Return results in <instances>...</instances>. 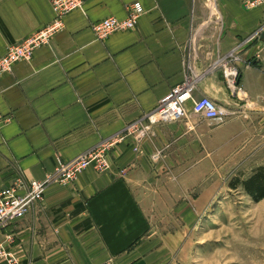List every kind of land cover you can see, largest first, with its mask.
Here are the masks:
<instances>
[{
    "label": "crops",
    "instance_id": "0c3cea01",
    "mask_svg": "<svg viewBox=\"0 0 264 264\" xmlns=\"http://www.w3.org/2000/svg\"><path fill=\"white\" fill-rule=\"evenodd\" d=\"M132 1L83 0L30 61L0 75V189L19 178L45 180L59 161L126 133L183 81L188 64L199 75L195 95L214 99L228 118L211 124L191 113L155 125L146 120L140 125L149 132L139 150L128 134L111 150L110 170L90 167L74 183L48 182L43 201L0 227V244L21 264L174 262L186 249L193 210L180 202L181 226L158 235L156 193L188 191L184 182L205 176L201 167L209 158L220 174L251 175L264 166V36L254 37L264 5L138 0L144 13L135 28L98 38L92 24L125 18ZM53 18L51 0H0V57ZM232 51L242 93L231 89L220 68Z\"/></svg>",
    "mask_w": 264,
    "mask_h": 264
},
{
    "label": "built area",
    "instance_id": "2783aa9c",
    "mask_svg": "<svg viewBox=\"0 0 264 264\" xmlns=\"http://www.w3.org/2000/svg\"><path fill=\"white\" fill-rule=\"evenodd\" d=\"M245 3L248 8H254L264 5V0H245ZM51 4L54 18L50 23L29 37L8 45L6 53L0 57V75L11 72L14 65L19 61H30L38 47L48 43L56 33L65 28L66 15L83 7V0H51ZM143 13V4L135 0L127 5V16L125 18L109 16L94 22L92 28L98 38L104 39L113 32L135 28ZM255 36H264V23L256 31ZM236 60H238V57L232 51L220 63V68L231 89L236 93H242L239 70L231 64L232 61ZM198 78V73L188 64V71L183 81L173 86L168 93L159 99L154 111L146 114L140 122L129 124L126 127V133L110 137L69 161H59L53 175L45 180L32 179L26 182L19 178L16 183L1 188L0 227L23 219L37 203L43 201L48 182L55 180L62 185L74 183L79 173L90 167L98 173L110 170L111 150L128 134L135 135L137 143L133 149L135 151L139 150V142L149 132V126L140 125L146 120L148 125H155L187 119L192 113L211 124L224 123L229 114L224 107L209 96L195 95ZM192 127V125L189 126L190 129ZM159 156L160 153L156 152L151 155V158L156 161ZM0 259H3L6 264H21L17 257L7 251L1 244Z\"/></svg>",
    "mask_w": 264,
    "mask_h": 264
},
{
    "label": "rangeland",
    "instance_id": "374dc122",
    "mask_svg": "<svg viewBox=\"0 0 264 264\" xmlns=\"http://www.w3.org/2000/svg\"><path fill=\"white\" fill-rule=\"evenodd\" d=\"M202 164L206 175L184 182L188 191L156 193L152 221L158 235L181 226L180 202L200 209L191 212L184 254L166 264H264V197L255 200L243 186L252 174H220L210 158Z\"/></svg>",
    "mask_w": 264,
    "mask_h": 264
},
{
    "label": "trees",
    "instance_id": "16d2710c",
    "mask_svg": "<svg viewBox=\"0 0 264 264\" xmlns=\"http://www.w3.org/2000/svg\"><path fill=\"white\" fill-rule=\"evenodd\" d=\"M247 192L255 199L264 197V167L257 169L249 178L243 181Z\"/></svg>",
    "mask_w": 264,
    "mask_h": 264
}]
</instances>
